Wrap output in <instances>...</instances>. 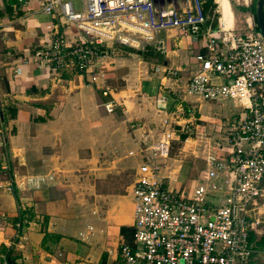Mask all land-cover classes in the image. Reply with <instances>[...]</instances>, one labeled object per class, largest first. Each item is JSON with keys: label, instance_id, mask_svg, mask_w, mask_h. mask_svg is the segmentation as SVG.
Listing matches in <instances>:
<instances>
[{"label": "crops", "instance_id": "obj_1", "mask_svg": "<svg viewBox=\"0 0 264 264\" xmlns=\"http://www.w3.org/2000/svg\"><path fill=\"white\" fill-rule=\"evenodd\" d=\"M18 1L0 0V264H5L10 248L22 254L16 260L21 264H125L121 245L134 243L130 191L140 165L143 130L139 126L145 125L152 139H160L167 114L180 103L196 116L199 127L185 149L176 136L172 154L177 149L198 162V143L205 139L210 149L203 158L204 175L194 174L196 161L185 159L175 172L186 178V185H174L178 180L174 175L168 176L171 183L166 181L183 191L207 187L212 208L227 201L228 175L208 183L207 158L228 157L226 127L239 118L242 108L233 100L206 101L189 95L155 71L156 66L181 68L184 86L196 71L197 54L206 53L202 42L189 37L175 40L162 33L159 37L167 41L169 54L148 45L142 52L123 48L121 55L104 58L107 77L110 71L117 75L124 71L137 82L134 86L125 75L122 88L112 96L116 110L110 113L104 106L107 98L87 79L77 80L73 93L51 91L50 70L35 54L46 44L49 26L60 19L44 12L43 0ZM65 1L83 10V0ZM172 1L178 9L191 5ZM232 12L236 28L238 16L234 8ZM62 25L72 44L88 38L74 23ZM17 67L22 74L15 72ZM164 95L165 100L159 101ZM118 126L117 138L124 144L110 140ZM129 166L133 178L112 184L125 176ZM10 184L14 192L6 189ZM23 214L33 218L21 231ZM251 218L260 223L250 234V264H264V197L253 207Z\"/></svg>", "mask_w": 264, "mask_h": 264}, {"label": "built area", "instance_id": "obj_2", "mask_svg": "<svg viewBox=\"0 0 264 264\" xmlns=\"http://www.w3.org/2000/svg\"><path fill=\"white\" fill-rule=\"evenodd\" d=\"M207 1L190 0V7L178 9L161 7L155 0H83V10H77L72 1L43 0L44 12L60 19L49 26L46 44L35 54L50 70L51 91L73 93L76 81L87 79L107 98L106 110L114 112L118 103L112 96L117 91L107 82L102 60L121 55L123 48L140 51L148 45L169 54L167 41L159 37L166 33L175 40L200 41L206 53L197 54L196 71L184 86L179 67L156 66L157 73L189 95L206 101L233 100L242 108L239 118L226 127L228 157L207 158L228 175L227 201L214 208L207 187L183 191L171 187L161 172V161L171 158L176 136L184 149L196 137V116L178 104L167 114L160 139H152L145 125L139 126L143 130L140 165L130 191L134 243L121 245L125 264L251 263L250 234L260 223L252 220L251 213L264 197V91H258L264 86V35L253 11L256 0H227L231 9L232 3L248 9L251 32L246 35L235 31L233 19H225L220 0H212L213 14H207ZM69 22L88 38L68 42L62 24ZM15 72L23 73L20 67ZM218 147L222 149L220 143ZM6 189L14 192L13 184Z\"/></svg>", "mask_w": 264, "mask_h": 264}, {"label": "rangeland", "instance_id": "obj_3", "mask_svg": "<svg viewBox=\"0 0 264 264\" xmlns=\"http://www.w3.org/2000/svg\"><path fill=\"white\" fill-rule=\"evenodd\" d=\"M155 2H156V4H158L161 7H174V2L172 0L171 1L170 0H155ZM80 3H81V1H80ZM183 3L190 4V0H183ZM232 6H233V8H234V10H235V12H236V14L238 16V24H237V26L235 28V31L237 33H242V34H246L248 32L250 33L251 30H249L247 28V25L245 24L246 23L245 19L248 18V15L250 13L247 12V14L245 16L242 13V11H240L238 9V7L236 6L235 3H232ZM80 8H82V7H80ZM257 26H258V23H257ZM140 51L142 52V50H140ZM111 72H115V71H110V73ZM110 73H109L110 76L108 75L109 83H110V85L114 89H116V91L117 90H120L122 88V82H123L122 79L125 77V75H127L128 79H129V83H134V86H135V83H137L136 80H135V78H133L132 76L130 77L129 76V73H125L124 71H120V74L119 75H117L116 73H111V74ZM258 91L259 92H263L264 91V86H262L261 88H259ZM237 110L240 111V109L235 108V111H237ZM198 124H199V121H198ZM132 129H133L132 128V125L130 123H128V131L129 132H132ZM119 132H121V129L118 126L115 130H113L111 132L113 134V137L110 138V140L111 141L115 140V141H118V142H121V143L124 144L125 141L119 140L117 138V134ZM203 140H204V142L198 143V146L196 147L197 155L200 157V159H197L198 162L194 159L196 161L195 162V165H196V168H197V171H194V174L200 173L201 175H204L203 174V170H202L203 167H204V159L203 158H204V155L206 154V151L208 149H210V146H209L208 142H206L205 139H203ZM191 157L185 158L184 155H180V153L178 152V150L175 149L170 159H167L166 161H161V164H162V171L161 172L166 177V180L171 183L172 181H170V178H168V176L174 175V177H176L178 179L177 180V183L173 182L174 185H178L179 183H181L183 185L184 184L186 185V182H187L186 178L183 177L181 173L175 172V168L178 167L179 165H181L185 161V159L190 160V159L194 158L195 156L192 157V158ZM172 158H177L178 161L176 162ZM194 160H190V161H194ZM192 167H193V162H192ZM130 168H131L130 166H129V168H127L126 174L124 173L125 176L123 178H122V176L116 178V180H113L112 181V184H115L116 183V185L117 184H120L121 185L124 182H126L127 180L132 179L133 178V175H132L133 173H130L128 171V169H130ZM192 173H193V171H192ZM218 176H224L225 177L226 176V173L221 172L218 169H216V168L208 165V167H207V175L205 176V180L208 183H212V181L215 178H217ZM178 187H180V185H178ZM192 191H193V189H190L188 192H192Z\"/></svg>", "mask_w": 264, "mask_h": 264}, {"label": "trees", "instance_id": "obj_4", "mask_svg": "<svg viewBox=\"0 0 264 264\" xmlns=\"http://www.w3.org/2000/svg\"><path fill=\"white\" fill-rule=\"evenodd\" d=\"M13 1H18V0H13ZM256 2H257V0H256ZM236 6L246 16V14L248 12V9L245 8V7H242V6H238V5H236ZM213 10H214V3H213V1L212 0L207 1L206 4H205V12L207 14H209V15H212L213 14ZM253 11H254V13L256 15V5L254 6ZM245 21H246V19H245ZM217 25H218V22L216 21L215 22V26H217ZM258 29H259V27H258ZM238 34H240V35H246V34H242V33H238ZM131 51L139 52V51H136L135 49H131ZM32 218L33 217L30 214L28 216L26 214H23V216L19 220L20 226H21L20 227V230L21 231H24L25 227L28 224V221L31 220ZM21 255L22 254L20 252L16 251L15 248L7 249L6 252H5V260H4V263L5 264H21V263H18L16 261L18 257H21Z\"/></svg>", "mask_w": 264, "mask_h": 264}, {"label": "water", "instance_id": "obj_5", "mask_svg": "<svg viewBox=\"0 0 264 264\" xmlns=\"http://www.w3.org/2000/svg\"><path fill=\"white\" fill-rule=\"evenodd\" d=\"M256 19H257L258 27L264 35V0H257Z\"/></svg>", "mask_w": 264, "mask_h": 264}, {"label": "bare ground", "instance_id": "obj_6", "mask_svg": "<svg viewBox=\"0 0 264 264\" xmlns=\"http://www.w3.org/2000/svg\"><path fill=\"white\" fill-rule=\"evenodd\" d=\"M222 7H223V11H224V17L227 21H232L233 19V12L232 9L228 3L227 0H220Z\"/></svg>", "mask_w": 264, "mask_h": 264}]
</instances>
